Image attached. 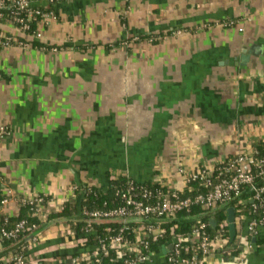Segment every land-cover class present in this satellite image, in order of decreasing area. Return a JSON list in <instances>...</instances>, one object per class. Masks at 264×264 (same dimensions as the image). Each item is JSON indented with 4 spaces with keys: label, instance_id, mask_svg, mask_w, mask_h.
I'll return each instance as SVG.
<instances>
[{
    "label": "crops",
    "instance_id": "obj_1",
    "mask_svg": "<svg viewBox=\"0 0 264 264\" xmlns=\"http://www.w3.org/2000/svg\"><path fill=\"white\" fill-rule=\"evenodd\" d=\"M51 9L40 38L2 27L27 43L0 46L10 214L19 197L78 202L73 186L104 190L118 174L181 188L196 168L264 137V0H57ZM70 230L47 222L27 257L58 264L93 249ZM243 243V264H264V232ZM167 251L140 264H165Z\"/></svg>",
    "mask_w": 264,
    "mask_h": 264
},
{
    "label": "built area",
    "instance_id": "obj_2",
    "mask_svg": "<svg viewBox=\"0 0 264 264\" xmlns=\"http://www.w3.org/2000/svg\"><path fill=\"white\" fill-rule=\"evenodd\" d=\"M46 1L51 3L57 0ZM33 2V0H0V46L27 45L26 42H20L19 40L13 42L14 35L6 33L2 27L10 26L19 33L24 34V31L28 29L27 21L31 20L35 14L40 13L39 9L34 8ZM22 11L25 12L24 19L20 17ZM41 16L43 19L46 17L54 18L52 10L42 12ZM239 31H242V28H239ZM32 37L40 38L41 32L37 31ZM255 153L256 150L252 149L238 151L232 157L221 159L210 165L200 166L190 174L182 177L183 185L181 188L187 186L189 190H197L199 186H210L211 191L204 195L197 193L193 199L190 197L180 199L175 191L180 188H176L169 183L154 182L168 186V190L164 193L160 187L151 190L143 185L135 186L133 185L135 180L131 179L125 192L122 193L124 202L122 205L103 211L83 209L80 211V217L87 221L86 231L91 229L90 221L120 219L122 221L143 222L136 229V243L133 242V247H129L130 250L134 251V256L130 257L125 254L119 256L124 264H140L146 261L152 253L143 254L142 247L146 248L148 240H156L164 232L159 227L145 225L148 219H158L161 216L165 219H174L178 210L188 207L191 203H201L214 209L217 201L223 206L234 198L249 193L248 198L252 203V207L248 210V214H241L237 218L234 214L235 234L232 242L230 241V234L227 235L225 232V228H228V220L226 219L219 224L218 230L213 236L207 233L205 223H199L198 226L194 225L192 227L191 234L188 237L176 236L169 243L168 246H171L169 249L168 246H163L168 249L167 253H171L169 260L177 257L176 264H214L211 263V257L216 254L219 255V264H243L245 258L237 252V248L239 245L245 244L243 242H249L247 237L257 236L260 231L264 232V152L258 159L255 157ZM193 183L199 186L195 187ZM75 188L73 186L72 190ZM36 195L23 197L22 201L34 200ZM170 197H173V200H170ZM153 198L156 200H151ZM13 199L12 195H7L2 201L3 208H6ZM36 200L39 201L38 198ZM50 205L59 206L54 205L53 200L50 201ZM23 225V221L19 222L15 231L23 229ZM15 231H4L3 235L7 238L14 237ZM123 231L124 227H121L117 235L112 238L111 245L113 247L130 246L129 240L125 237ZM70 232L75 235L72 229ZM36 241L37 238H31L27 249L29 250ZM188 242L198 244L201 250L200 259L181 257L183 252L188 251ZM248 245L250 246L249 243ZM228 246L230 252L234 254L224 259L222 256L226 253ZM2 249L0 244V251ZM105 252L100 244L93 247L91 251L69 257L67 264H81L83 260L91 264H99ZM3 259L4 261H12L14 264H33L27 256L19 253H9Z\"/></svg>",
    "mask_w": 264,
    "mask_h": 264
},
{
    "label": "trees",
    "instance_id": "obj_3",
    "mask_svg": "<svg viewBox=\"0 0 264 264\" xmlns=\"http://www.w3.org/2000/svg\"><path fill=\"white\" fill-rule=\"evenodd\" d=\"M33 1L34 8L39 9L40 13L35 14L31 20L27 21L28 29L24 31V34L29 35H33L39 31V24L43 21L41 13L52 10L51 5L54 3H48V7H41L35 5V2L38 0ZM20 17L23 19L25 18L24 11L20 12ZM18 40L20 42H25L21 39V36L18 37ZM4 132L5 131L0 132V137ZM250 149L256 150L255 157L257 159L260 158L264 152V137ZM131 179L132 178L124 174L115 175L110 178L108 186L104 190L91 185L75 186L74 193L81 194L78 202L76 201V198H68L63 200L59 206L50 205L52 197L45 194H37L34 200L28 202L22 201V197H15L18 199L19 207L18 210L12 214L8 212L7 208H3L2 201L7 195L0 191V244L3 248L2 251H0V264H14L12 261H4L3 259V257L7 256L9 253H19L27 256L29 251L27 246L30 239L33 237L38 238L40 229L47 222L58 219H64L76 235L84 236L86 238L85 246L96 247L101 244L106 252L102 256L99 264H110L118 260L120 254H125L130 257L134 256V251L130 250L129 247H133V242L136 243V229L143 222L134 220L122 221L120 219L90 221L91 229L86 231L87 221L80 217V211L83 209L103 211L122 205L124 203L122 193L125 192ZM133 183L135 186L143 185L145 188L151 190L160 187L164 193L168 190L167 185H160L154 182L133 181ZM193 185L195 187L199 186L195 183H193ZM175 191L177 197L180 199L185 197L193 199L197 193H202L203 195L208 193L211 191V187L199 186V189L197 190H189L187 186H184ZM248 197L249 193H244L242 196L236 199L234 198L231 202L223 206L217 201L216 203L219 205L215 203L216 205L214 209L201 203H191L188 207L178 210L176 212V218L174 219H165L163 216L158 219H148V221L145 222V225L159 227L163 229L164 232L156 240H148L147 247H142L143 254L153 252L162 246H168L171 240L176 236L188 237L191 234L192 227L194 225L198 226L199 223H205L207 233L213 236L217 232L219 224L227 219L229 208H233L236 218L241 214H248V210L252 207V203L249 201ZM37 198L39 201L36 200ZM151 200L154 201L156 199L153 198ZM170 200H173V197H170ZM211 220H215V224H213ZM21 221L24 222L23 229L15 231L17 224ZM121 227H124L123 233L129 240L130 246L115 248L111 245V241L112 238L117 235L118 230L121 229ZM4 231H15V236L7 238L3 235ZM225 232L229 235L228 228H225ZM251 238L252 236L247 237L249 241ZM188 244V251L185 253L183 252L181 257L183 256L188 259L195 257V259H200L201 250L198 244L190 242H188ZM227 254L228 252L226 250L224 255L227 256ZM170 255L171 253L165 254V264H176L177 257H173L169 260ZM67 263L68 261L60 262L58 264ZM81 264L91 263L83 260L81 261Z\"/></svg>",
    "mask_w": 264,
    "mask_h": 264
},
{
    "label": "water",
    "instance_id": "obj_4",
    "mask_svg": "<svg viewBox=\"0 0 264 264\" xmlns=\"http://www.w3.org/2000/svg\"><path fill=\"white\" fill-rule=\"evenodd\" d=\"M234 219H235V216H234V211H233V208H229L228 209V216H227V220H228V228H229V234H230V241L232 242L233 241V238H234V234H235V228H234ZM211 222L213 224H215V220H211ZM171 246H168V249L170 248ZM165 248V247H164Z\"/></svg>",
    "mask_w": 264,
    "mask_h": 264
}]
</instances>
